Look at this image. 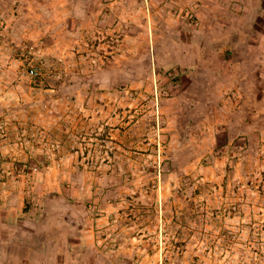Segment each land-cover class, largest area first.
<instances>
[{"label":"rangeland","instance_id":"1","mask_svg":"<svg viewBox=\"0 0 264 264\" xmlns=\"http://www.w3.org/2000/svg\"><path fill=\"white\" fill-rule=\"evenodd\" d=\"M36 228L65 264H264V0H0V264Z\"/></svg>","mask_w":264,"mask_h":264},{"label":"trees","instance_id":"2","mask_svg":"<svg viewBox=\"0 0 264 264\" xmlns=\"http://www.w3.org/2000/svg\"><path fill=\"white\" fill-rule=\"evenodd\" d=\"M62 239L47 229L36 228L33 235L12 236L1 245L7 248L9 264H65V247L57 246Z\"/></svg>","mask_w":264,"mask_h":264},{"label":"built area","instance_id":"3","mask_svg":"<svg viewBox=\"0 0 264 264\" xmlns=\"http://www.w3.org/2000/svg\"><path fill=\"white\" fill-rule=\"evenodd\" d=\"M31 73H32V74H36V71H35V70H32Z\"/></svg>","mask_w":264,"mask_h":264}]
</instances>
